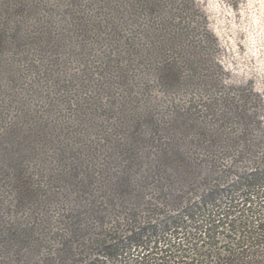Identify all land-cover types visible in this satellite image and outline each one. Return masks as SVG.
<instances>
[{
    "label": "trees",
    "instance_id": "obj_1",
    "mask_svg": "<svg viewBox=\"0 0 264 264\" xmlns=\"http://www.w3.org/2000/svg\"><path fill=\"white\" fill-rule=\"evenodd\" d=\"M217 50L194 0H0V264H264Z\"/></svg>",
    "mask_w": 264,
    "mask_h": 264
},
{
    "label": "rangeland",
    "instance_id": "obj_2",
    "mask_svg": "<svg viewBox=\"0 0 264 264\" xmlns=\"http://www.w3.org/2000/svg\"><path fill=\"white\" fill-rule=\"evenodd\" d=\"M194 2L206 17L208 29L218 42L217 60L222 67L221 79L226 89L216 96L217 114L208 121L220 125L221 119L224 122L230 119L228 132L237 138L240 145L238 150L222 151L220 156L224 158L225 171L233 175L235 170L231 165L234 161H242L241 167H252L259 166L264 157V0ZM238 114L245 117L247 126L252 127V134L245 136L243 120ZM203 115H206V110ZM242 143L248 145V153L242 149ZM247 156L251 163L242 159ZM178 189L182 192L176 194L173 189L171 193L169 187L164 190L170 196L189 191L183 184ZM148 203L158 202L150 199Z\"/></svg>",
    "mask_w": 264,
    "mask_h": 264
}]
</instances>
